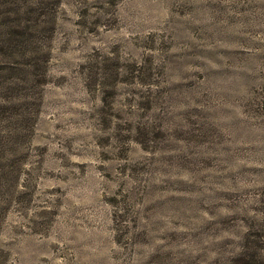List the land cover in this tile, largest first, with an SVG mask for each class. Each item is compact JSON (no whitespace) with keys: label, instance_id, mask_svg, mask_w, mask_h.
I'll list each match as a JSON object with an SVG mask.
<instances>
[{"label":"rangeland","instance_id":"rangeland-1","mask_svg":"<svg viewBox=\"0 0 264 264\" xmlns=\"http://www.w3.org/2000/svg\"><path fill=\"white\" fill-rule=\"evenodd\" d=\"M0 264H264V0H0Z\"/></svg>","mask_w":264,"mask_h":264}]
</instances>
